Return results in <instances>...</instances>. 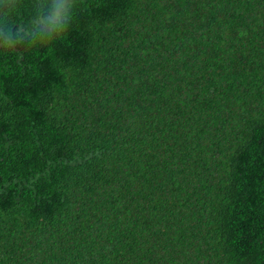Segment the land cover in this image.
I'll use <instances>...</instances> for the list:
<instances>
[{"label":"trees","instance_id":"1","mask_svg":"<svg viewBox=\"0 0 264 264\" xmlns=\"http://www.w3.org/2000/svg\"><path fill=\"white\" fill-rule=\"evenodd\" d=\"M0 264H264V0H0Z\"/></svg>","mask_w":264,"mask_h":264}]
</instances>
